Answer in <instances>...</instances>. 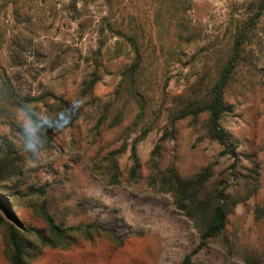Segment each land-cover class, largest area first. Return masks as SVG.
<instances>
[{
    "label": "rangeland",
    "instance_id": "obj_1",
    "mask_svg": "<svg viewBox=\"0 0 264 264\" xmlns=\"http://www.w3.org/2000/svg\"><path fill=\"white\" fill-rule=\"evenodd\" d=\"M162 1L113 0L110 8L104 0H89L85 13L97 21L129 14L150 20L148 30L152 29L157 47L143 87L154 98V108L159 111L163 106L165 113L172 98L203 94L205 59L189 61L202 52L213 56L208 59L211 63L223 58L233 43L235 20L250 0H194L189 16L200 40L193 46L180 41L172 12ZM77 11H82L80 0H21L17 9L8 0H0V62L24 96L63 95L80 104L78 89L92 72L97 40L91 28L84 39H79ZM116 41L111 40L103 58L104 65L115 66L116 71L98 85L95 106L81 103L80 118L72 128L56 132L51 149L39 137L41 151L34 156L25 152L22 132L12 131L10 119L0 113V141L5 136L15 144L0 187L9 186L10 200L21 206H10L9 211L27 228L44 229L35 204L45 202L58 224L70 227L100 222L121 237L124 246L108 237L92 241L75 237V244L68 249H37L29 264H181L201 243L194 221L177 209L171 194L153 184L150 158L163 132L153 131L137 146L142 170L135 180L129 176L131 147L141 132L132 127L136 103L125 93L118 101L115 94L121 80L118 66L129 63L127 47L119 50ZM248 50L251 55L240 73L241 84L226 97L231 111L223 128L238 144L235 157H224L218 144L201 137L188 122H181L176 138L163 145L159 159L161 171L174 166L183 177L213 165L212 182H222L230 195L245 193L248 183L252 189L258 185L257 193L239 204L228 218L230 251L219 241L210 242L192 264H264V216L258 219L264 211V17ZM167 80V96L163 97ZM110 104L115 105L110 118L100 125L104 107ZM124 105L128 108L125 123L114 128L113 117ZM39 106V116L47 119L49 112ZM11 117L22 129L23 113ZM123 148L118 159L121 183L108 185L100 168L109 154ZM255 173V179L246 177ZM37 190H44L45 196ZM0 193L9 198L1 189ZM3 215L0 264H11L7 228L14 221Z\"/></svg>",
    "mask_w": 264,
    "mask_h": 264
},
{
    "label": "trees",
    "instance_id": "obj_2",
    "mask_svg": "<svg viewBox=\"0 0 264 264\" xmlns=\"http://www.w3.org/2000/svg\"><path fill=\"white\" fill-rule=\"evenodd\" d=\"M20 1L8 0L9 3L16 6V9ZM104 2L113 8V0H104ZM80 3L82 4V11H77L78 17L75 18L79 39H84L91 28L90 30L96 34L97 40L93 50L92 72L86 76L78 89L80 104L75 105L63 95L46 94L39 98L24 96L17 88L13 78L2 68L0 62V113L6 114V117L10 119L12 131L17 129L22 132V129L13 122L14 119L11 117L13 113H23L24 115V110H27L33 119H42L45 127L39 128L38 136L43 140L46 148L51 149L56 132L72 128L75 125L82 113L81 105L87 103L92 107L95 106L97 101L95 91L98 85L105 76H111L116 71L115 66L108 68L103 62L109 43L112 39H116V46L119 50H122L124 45L127 47L129 63L118 66L117 73L121 80L115 94L118 101L125 93L129 101L136 103V114L132 127L141 132L131 147L130 178L132 180L137 179L142 170L137 146L153 131L163 132L150 158L153 184H159L162 192L171 194L177 209L184 212L200 229L201 243L199 247L187 254L181 264H192L194 257L210 242L219 241L227 251H230V243L226 234L228 218L239 204L246 202L257 193L258 185L254 184L255 188L252 189L248 183L245 185L246 194L235 193V195H230L222 182H212L215 176L213 165L203 169L199 174L183 177L174 166L161 171L159 159L162 156L163 145L176 138L177 125L181 122H188L189 127L194 128L201 137L218 144L224 157H235L237 154L238 144L223 128V122L231 111L226 97L228 92L241 84L240 73L247 58L249 59L251 55L248 48L252 43V35L264 17V0H250L246 7L243 6L242 9L245 12L235 20L236 30L233 43L223 58L221 57L217 62L211 63L210 57L213 56H210L209 52L208 54L202 52L189 61V63H194L200 59L203 62L205 59L202 69L204 92L197 97L177 96L172 98L171 108L165 113L163 106L159 111L154 108V98L148 94L147 88L143 87L144 78L151 66V59L156 54L157 47L152 29L148 30L151 25L150 20L129 14L122 18L104 17L97 21L95 18H88L89 14L85 13L89 10V0H80ZM162 4L172 12L173 27L180 41L187 46L196 44L200 40V35L194 32L195 29L189 16V12L195 6L194 0H163ZM168 85L167 80L163 89V97L167 96L165 91ZM50 100L54 102L51 103ZM39 105L44 106L49 112L47 119L39 116ZM114 106L110 104L104 107L103 116L99 121L100 125L108 121ZM125 107L126 105L119 110L118 114L114 115L112 127L117 128L124 125L125 112H128V108ZM161 117H164L163 122H161ZM14 147L15 144L10 139L5 136L1 139L0 181H3L4 168L11 162ZM124 151L125 148L109 154L100 168L103 180L108 185L121 183L122 173L118 159ZM254 175L256 173L245 176L255 179ZM0 189L9 197L6 198L4 194L0 193V211L2 212L0 229L5 222L3 213H6L8 218L14 221V223H9L7 228L11 264H29V259L36 255L37 249H68L75 244V237H82L89 241L95 238L108 237L117 245L124 246L123 239L100 222L70 227L58 224L45 202L40 206L35 204L36 214L43 221L44 229L27 228L23 223L16 220L9 211L10 206L12 209L21 208L19 204L10 200L9 186H3ZM37 191V193L45 196L44 190ZM263 216L264 211L258 216V219ZM248 264L251 262L248 261Z\"/></svg>",
    "mask_w": 264,
    "mask_h": 264
},
{
    "label": "clouds",
    "instance_id": "obj_3",
    "mask_svg": "<svg viewBox=\"0 0 264 264\" xmlns=\"http://www.w3.org/2000/svg\"><path fill=\"white\" fill-rule=\"evenodd\" d=\"M24 118L22 123V148L25 152L32 154L33 156L41 151V144L39 142V128L45 127L44 121L35 120L32 118L31 113L24 110Z\"/></svg>",
    "mask_w": 264,
    "mask_h": 264
}]
</instances>
